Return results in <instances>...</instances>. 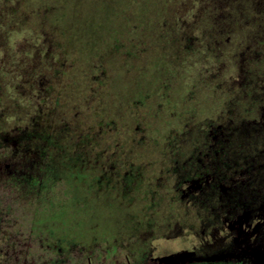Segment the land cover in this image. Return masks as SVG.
I'll return each instance as SVG.
<instances>
[{"label":"trees","instance_id":"16d2710c","mask_svg":"<svg viewBox=\"0 0 264 264\" xmlns=\"http://www.w3.org/2000/svg\"><path fill=\"white\" fill-rule=\"evenodd\" d=\"M179 1L0 0V80L6 83L10 67L40 73L34 80L40 92L60 84L72 103L65 115H45L48 127L35 128L37 120L28 127L34 131L23 133L33 136L28 146L38 152L43 175H29L28 163L10 175L16 186L21 179L40 189V199L46 191L56 195L58 187L64 197L49 201L31 223L43 244L35 264H75L71 253L87 264L86 257L99 252H88L87 236L105 246L134 237L137 249L126 243L117 264H145L149 223L142 227L139 220L148 211L135 207L163 206L161 191L189 170L207 172L225 187L239 172L250 193L256 187L251 174H264V55L235 45L247 31H240L246 21L236 10L249 6L263 19L264 3L212 0L216 10L195 15ZM260 26L256 44H264ZM20 37L22 45L9 50V40ZM18 55L31 62L18 65ZM54 105L60 107L58 98ZM80 110L85 124L69 128ZM40 114L38 108L35 119ZM5 144L9 139L0 135V147ZM15 149L21 150L18 142ZM66 149L84 154L85 165ZM88 176L96 183L92 195L107 188L103 208L114 207L79 199L78 181Z\"/></svg>","mask_w":264,"mask_h":264},{"label":"rangeland","instance_id":"374dc122","mask_svg":"<svg viewBox=\"0 0 264 264\" xmlns=\"http://www.w3.org/2000/svg\"><path fill=\"white\" fill-rule=\"evenodd\" d=\"M256 1L259 3L262 1L264 3V0H239L238 3H244V5L249 3L247 5H250V3L254 4ZM179 2L182 10L185 9L187 12L192 9V13H195V15H201L202 11L207 10L208 7H213L214 10H216L215 2L212 0H181ZM262 9H264V7ZM249 10V6H243L242 8L236 10V13H238L236 16L239 15V19L246 21L243 23L245 25L244 27H239V29H241L240 31L243 29L247 31H245V33H240V38H238V41L235 42V45L241 52L245 51L243 53L248 55L251 53V51H260V53L264 55V44H261V42L259 44L255 43L257 36H259L257 33L258 28L260 25L264 24V18L262 19L256 15L255 11ZM240 21L242 22V20H239L238 22ZM241 22L240 25H242ZM262 30V33H260L261 41H264V29ZM242 34H245V36H241ZM9 42H11V45L8 46V49L10 50L12 46L14 48H18L20 44L22 45L23 39L22 37L11 38ZM25 59L26 58L23 57V55H18L15 59V62L18 65L24 64V62H27V64L31 62L29 58L27 61H25ZM6 71L9 74V76L4 78L7 84L2 81L3 79L0 80V135L9 139L10 142L13 140L16 141V143L18 142L21 146V150H19V154H12L13 152L10 149L12 146L9 144L8 146L10 150H8V152L6 151L5 153H2L0 151V211L8 212L10 214L8 218H2L5 225L0 230L5 233L6 231L12 232V230L15 229V231L9 233L10 241H6L5 237H3L2 232L0 231V264H15L18 263V261H23L25 264H35V261L37 262V260L39 261L42 259L40 252L43 247L40 244L41 234L38 236L31 235V223H34V219L38 217L37 215L41 213L40 211L45 206L47 207V203L49 201L57 204L60 203L61 199L64 197L62 196V193L58 187L55 192L56 195H53V191H46L44 197L40 199L41 195L36 196V194L41 192L40 189L36 190L31 186H25V183L22 182L21 179L17 186L14 185L15 183H13L12 179H10L9 168H5L4 166L14 163L15 165L28 163L29 166L33 165L28 172L29 175H34L35 177L37 175L42 176L43 173L38 172V152L35 148L28 146L32 144L31 141H28L32 134L23 133L27 131V128L31 124L37 122L38 125L35 127L37 129L44 126L48 127V117L51 114H67L72 103L71 101L68 102L69 96L66 98L68 92L64 89L65 87L62 88L63 86L61 87L60 84H58L57 87H54V89L49 91L47 94L40 92L37 88V84L34 83L35 78H40L38 77L40 73L33 74L32 72H26V70L21 68L14 69V67H10ZM41 74L46 78L49 77L50 71L42 70ZM17 78L18 80L15 81ZM12 81L13 84H10ZM7 85H9V87H7ZM57 98L60 107L56 108L55 105L52 107ZM81 107H83V105H81ZM38 108L40 109L42 115L40 114L41 116L38 119H35L36 110ZM74 112L78 113V110ZM80 113L77 119L72 120L70 124H66L69 126V128L80 126L78 127L80 129L82 128L81 126L85 124L87 119L85 112L80 110ZM45 115H48V117L45 118ZM74 122L75 124H73ZM28 130L34 131L35 129L30 127ZM65 142V139H61L60 145L65 144ZM250 143H252V141H250ZM85 152L87 153L88 151L85 150ZM66 153V156L72 155V157L78 161L79 165H85V159L87 158L84 154L73 155L71 151H68L67 149ZM82 153L84 152L82 151ZM65 165L68 166L70 163L65 161ZM68 170L69 169L67 168V171ZM259 171L262 172L261 169ZM244 177L247 178L246 175ZM251 177L254 180L253 183L256 185V187L251 185V188H255L251 189V193L255 194L257 193V190H259L258 193L264 194V174H261L259 178H254L251 174ZM38 179L40 180L41 177ZM248 181L250 184L251 182L249 179L247 182ZM78 184L80 186L79 199H82L83 202L92 200L91 203L95 204L96 207L100 205V208H103V204L105 205L111 196V194L108 193V189L104 187H101L102 192H100V194L95 193V195H92L94 194V187L96 186V183L95 180L90 176H88L86 180L83 179L82 181H78ZM241 191H243L244 195L246 196L251 194L250 190L245 186H243ZM109 204L110 205L103 208V210H107L109 207H114L110 202ZM160 205H153L152 202H148V205L143 204L140 205V207H135L137 210L148 211L147 216L142 217L139 220V225L143 227L146 225V223L152 224L153 222H159V219H165L164 217L166 214L168 215L169 209L167 208V205ZM152 214H154V216ZM13 224L17 225L16 228H14ZM142 227L140 228L142 229ZM260 227L261 226H259V228ZM187 232L188 230L185 233ZM193 232L194 234L196 233L195 231ZM18 237L21 239V241H18ZM258 237H260V239L258 238L256 242H252L249 247H246L245 249H242L243 251H241L248 255V258L253 262V264H264V227L263 230H261V232L258 234ZM134 239V237L125 239V243H123L124 245L120 244V249L124 248L126 243L132 244ZM199 244L201 243L198 242V238H196V236L193 234L181 235L171 239H159L157 242H155V253L160 258H163L167 261H174L178 258L180 259L186 257V255L190 254L192 247L198 248ZM29 252H32L34 256H29ZM109 253L111 252L109 251ZM109 253L107 252V254H105L107 260L109 259L108 257H111L109 256ZM71 256L74 257L73 259L75 264H85L84 261L77 258L78 255L71 253ZM102 264H113V262L108 260L106 262H102Z\"/></svg>","mask_w":264,"mask_h":264},{"label":"flooded vegetation","instance_id":"af4514ba","mask_svg":"<svg viewBox=\"0 0 264 264\" xmlns=\"http://www.w3.org/2000/svg\"><path fill=\"white\" fill-rule=\"evenodd\" d=\"M8 145L1 146L0 151L5 153L11 149L12 154H19L20 151L16 152L15 149L16 141L10 142V149ZM4 167L9 168L10 175L18 176L16 170L21 165L14 163ZM238 173L231 175L232 178L227 181L228 187H225L223 183L211 181V175L207 172L189 170L188 175L182 176L184 179L172 182L165 192L161 191L165 200L163 205H167L169 211L165 219L148 224L145 229L144 239L151 252L148 257L145 256L148 258L145 264H253L242 249L260 239L258 234L264 227V198L244 195L241 191L244 182L239 181L238 176L241 174ZM259 194L264 196L263 193ZM9 215L8 212L0 211V229L5 225L2 218H8ZM13 225L16 228L17 225ZM12 232H2L6 241H10L9 233ZM30 232L35 235L32 230ZM186 234H193L198 238L201 243L199 250L192 247L190 254L174 261H167L155 253V242L159 239H171ZM17 239L21 241L19 237ZM86 240L89 253L99 251L93 257H86L87 264H102L108 260L117 264L121 254L120 241L116 240L114 245L105 246V241L96 242L95 237L87 236ZM41 246L43 247L42 244ZM69 246L66 244L63 248L70 251L72 247ZM130 246L131 250L137 249L136 239ZM111 250L114 251L113 257L109 253ZM107 252L111 256L108 260L105 257ZM15 264L25 263L18 261Z\"/></svg>","mask_w":264,"mask_h":264}]
</instances>
